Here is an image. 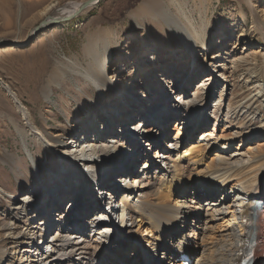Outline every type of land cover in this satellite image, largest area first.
I'll use <instances>...</instances> for the list:
<instances>
[{"label":"bare ground","instance_id":"bare-ground-1","mask_svg":"<svg viewBox=\"0 0 264 264\" xmlns=\"http://www.w3.org/2000/svg\"><path fill=\"white\" fill-rule=\"evenodd\" d=\"M84 2L66 4L56 10L55 14L44 19L47 20L46 24L73 18L81 13L79 10ZM96 2L97 0H92L91 6H95ZM88 8L89 6L83 11ZM138 8L142 11V5ZM250 13L251 30L264 40V22L256 16L253 9ZM185 19L187 26L177 22L179 29L175 30L176 37H180L176 39L184 44V55L193 58L197 41L204 37L205 29L200 27L198 30L192 19L187 16ZM107 34L102 38L100 47L92 40L91 46L85 52V66L72 62L65 67L71 73L91 80L100 96L93 109H101L102 114L96 111L91 119L90 113L86 114V121L89 118V123L81 141L79 135L84 129L76 130L74 135L65 140H62L63 133L48 131L44 113L40 114L42 125L39 127L30 110L25 109L0 79V86L14 98L12 100L23 116L26 124V129L22 132L23 137L30 135L38 144L44 143L47 148L55 150L57 159H61V162L56 163V168L62 169L61 174L57 175L62 180L60 182H69L71 179L75 180V177L80 179L75 183L69 182V188L63 187L57 194H48L45 198L48 208H42V202L37 206L38 218H35L31 234L28 233L29 239L20 241L19 260L16 264H125V256L129 251L135 250V242L138 253L136 264H153L148 256L156 252H161V256L157 254L159 259L156 264H182L172 263L171 255L175 250L188 252L189 256L194 258L192 264H235L239 253L244 249L246 239L253 232H256L254 239L261 241L255 264H264V152L246 155L238 148L233 152L231 143L234 139L222 136L214 139L213 132L220 127H226L231 119L227 115L226 121L222 117L218 120L216 111L213 112L217 119L212 133H203L201 137L202 140H215L217 150L210 160L211 165L205 164L200 154L197 156L192 152L193 147L182 151L187 142H184L179 150L180 139L192 138V133L201 130L208 123L206 103L197 102V99L200 92L206 88L209 90V85L218 83V77L214 74L216 72L210 70L212 73L206 76L207 79L191 94L192 86H195L198 79V75L193 78L191 68H188L191 62H188V67L178 76L176 82H166L164 77L168 74L165 73L168 72L172 77L170 72L173 70L162 72L161 68V84L165 82L163 86L157 84V88L161 87V90L151 86L149 90L143 87V91L133 92L137 71L143 72L148 78L158 75L157 69L155 75L147 74L145 66L137 68L135 72L133 69L141 65L134 62L133 64L138 65H133L131 69L134 83L128 88L131 90L127 91L120 87L123 82L122 70H125L127 59H122L115 73L109 74L110 63L107 61L111 58L112 49L117 46V39L116 35ZM150 40L151 45L148 44L143 50L146 49L144 54L148 53L147 56L154 61L158 57H155L158 49L154 52L150 48L156 46L155 44H165L166 49L173 50L171 53L174 54V50L179 49L178 46L172 47L167 38ZM22 42L14 40V45L23 44ZM14 45L3 50L9 52L16 49ZM208 48L206 46L201 52L204 61H207V66H215L214 56L205 57L204 51H208ZM151 51L153 53H150ZM128 55L126 54L125 58ZM204 70L207 72L208 69ZM57 74L53 75L56 84L57 79L62 77ZM63 74L62 72L60 75ZM205 82L207 84H204ZM50 88L49 84L43 85L41 93L50 94ZM161 91H165L162 96L159 94ZM140 97L145 98L140 101L147 105V112L137 103ZM105 114L108 115V124L102 122L100 127H97L100 116ZM171 117H176V129L180 134L182 130V137L174 138L178 141L173 143L168 135L169 130L166 129ZM79 118L80 116L77 119ZM119 122L121 130L113 132L112 129ZM101 129L102 135L99 134ZM187 131L190 135L186 134ZM234 136L238 137L237 134ZM113 152H117V159H120L118 166L114 167L111 163L105 164L113 157ZM149 152L155 153L152 160ZM187 152H191L188 153L191 157L188 160L183 158L188 155ZM139 156L144 160L141 168L137 167ZM66 169L69 171L66 172ZM34 172L36 176L39 175L36 169ZM118 181L121 188L117 190L115 182ZM131 181L134 184H131ZM147 194L150 196L147 197ZM114 197L119 200L117 204L112 202L111 198ZM57 200L59 204L55 205ZM202 208L205 211L203 217ZM225 242L231 244L229 251L226 250ZM4 248L0 247V261L9 255L8 250Z\"/></svg>","mask_w":264,"mask_h":264},{"label":"rangeland","instance_id":"rangeland-1","mask_svg":"<svg viewBox=\"0 0 264 264\" xmlns=\"http://www.w3.org/2000/svg\"><path fill=\"white\" fill-rule=\"evenodd\" d=\"M76 1L89 0H0V79L16 95L25 109L30 110L33 120L39 127L42 125L40 114L44 113L47 117L48 131L63 133L62 140H65L74 135L76 130L84 129L79 135L80 141L84 139L83 133L89 123L86 116L90 113L91 119L96 111L102 114L101 109H93L100 99L99 92L91 80L75 75L65 67L72 62L85 66L87 62L85 52L91 46L92 40L100 47L102 38L109 33L116 35L117 39V46L112 49L111 58L107 61L110 63L109 74H114L122 59H127L124 64L125 70H122L123 82L120 84V87L127 91L131 90L128 88L134 83L131 69L133 65L138 66L137 63L141 66L134 67L135 72L137 68L145 66L147 74L155 75L157 69L158 75L148 78L143 72L137 71L138 76L135 79L137 82L134 90L132 89L133 92H141L143 87L149 90L151 86L161 90V87L157 88L158 85L163 86L165 83L161 84V68L162 72L173 70L170 72L172 77L168 72L165 73L168 74L164 77L166 82H176L178 76L188 67V62H191L188 68H191L193 78L198 75L195 86L191 87V94L207 79L206 76H209L211 71L216 72L214 74L218 77V83L214 86L209 85V90L205 87L206 90L200 92L197 99V102L206 103L208 123L199 131L197 129L200 128H197V132L192 133V138L180 139L179 150L182 144L187 142L182 151L193 147L192 152L197 156L200 154L205 164L211 165L210 160L217 150L214 139L222 136L234 139L231 143L233 152H236V148L246 155L264 152V40L250 27L252 9L264 22V0H100L95 6H89L86 11L75 15L70 21L49 24L40 32H33L44 19L55 14L56 10ZM141 5L142 11L138 8ZM185 16L192 19L198 30L200 27L205 29L204 37L197 41L193 58L184 55L182 48L184 44L176 39L177 26L179 24L187 26ZM173 22L174 24H171ZM189 30L192 32L191 28ZM150 38L155 41L167 38L172 47L178 46L179 49H175L174 54L171 53L173 50L166 49L165 44H155V48H150L154 52L158 49L155 55L158 57L154 61L147 56L148 53L144 54L146 49L143 50L148 44L151 45ZM14 40L23 41V44L14 45ZM204 44L209 47L208 51H204L205 57L214 56L215 66L206 65L207 61H204L201 53L206 48ZM10 45H14L16 49L5 52L3 49L6 50ZM126 54H129V57L125 58ZM134 62L136 64H133ZM203 67L208 69L207 72ZM62 72L64 74L60 75ZM56 73L58 77L62 76L57 79V84L53 81V75ZM46 84L51 87L48 95L41 93L42 86ZM170 85L173 86L172 83ZM164 93L165 91L159 92L160 96ZM142 97L136 99L137 103L144 109L148 108L144 101H140L145 100ZM157 98L159 99V96ZM12 99L14 98L0 86V247H5L9 254L0 261V264H16L19 260L20 241L29 239L33 223L38 218L37 206L42 202L41 207H46L47 195L57 194L56 192H60L63 187L69 188L72 181L74 183L80 181L75 177V180L69 181L70 183L60 182L62 180L57 175L61 174L62 169L61 166L60 169L56 168L58 166L56 163L61 162L60 157L57 159L55 150L47 148L44 143L38 144L30 135L23 137L22 132L26 129V124L20 109ZM214 111L218 113V120L222 117L226 121L227 115L231 119L228 120L226 127H220L213 132L214 139L202 140L203 133L213 131L217 119ZM148 114L150 115L149 112ZM107 117V114L100 116L101 120L96 123L97 127H100L102 122L108 124ZM176 120V117H171L166 128L169 130L171 143L182 137V130L180 134L176 129ZM120 122L115 125L114 130L112 129L113 132L121 130ZM102 133L101 129L99 134ZM235 134L238 137H235ZM188 153L191 152L186 154ZM113 154L110 161L107 160L105 164L111 163L114 167L118 166L120 159H117V152ZM153 154L149 152L151 160L155 156ZM189 155L183 158L188 160L191 158ZM143 161L139 156L137 167L141 168ZM35 169L39 174L37 176ZM115 184L117 190L121 188L119 181ZM149 196L147 194V197ZM111 199L113 204L119 202L117 197ZM57 204L59 200L56 201L55 205ZM202 213V217L205 216L203 208ZM225 245L229 251L231 244L225 242ZM11 248L13 251H10ZM131 252L125 256L128 264H131Z\"/></svg>","mask_w":264,"mask_h":264},{"label":"water","instance_id":"water-1","mask_svg":"<svg viewBox=\"0 0 264 264\" xmlns=\"http://www.w3.org/2000/svg\"><path fill=\"white\" fill-rule=\"evenodd\" d=\"M99 1H100V0H97L96 3H98ZM91 2H92V0H89L88 2H85V3L82 5V7L80 8L79 12H82L87 6H91V5H92ZM71 19H73V18L70 17V18L65 19V20H63V21H56L55 23L64 22V21H70ZM46 21H47V20L42 21V22L40 23V25L34 29L33 32H35V33L40 32V30H41L42 28H44L45 26H47ZM55 23H52V24H55Z\"/></svg>","mask_w":264,"mask_h":264}]
</instances>
